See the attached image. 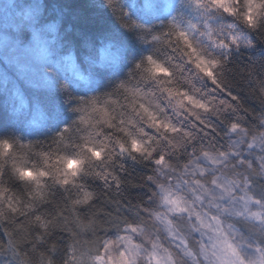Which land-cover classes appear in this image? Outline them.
Returning a JSON list of instances; mask_svg holds the SVG:
<instances>
[{
    "label": "clouds",
    "instance_id": "clouds-1",
    "mask_svg": "<svg viewBox=\"0 0 264 264\" xmlns=\"http://www.w3.org/2000/svg\"><path fill=\"white\" fill-rule=\"evenodd\" d=\"M0 264H264V0H0Z\"/></svg>",
    "mask_w": 264,
    "mask_h": 264
}]
</instances>
